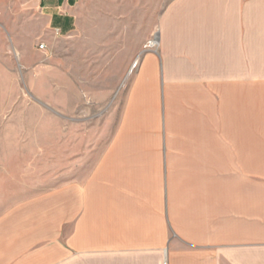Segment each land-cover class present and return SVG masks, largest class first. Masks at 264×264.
<instances>
[{
    "label": "crops",
    "instance_id": "crops-1",
    "mask_svg": "<svg viewBox=\"0 0 264 264\" xmlns=\"http://www.w3.org/2000/svg\"><path fill=\"white\" fill-rule=\"evenodd\" d=\"M84 2L0 0V22L69 59ZM158 25L92 183L60 200L59 264H264V2L177 0ZM109 49L127 67L115 93L134 52Z\"/></svg>",
    "mask_w": 264,
    "mask_h": 264
},
{
    "label": "rangeland",
    "instance_id": "rangeland-1",
    "mask_svg": "<svg viewBox=\"0 0 264 264\" xmlns=\"http://www.w3.org/2000/svg\"><path fill=\"white\" fill-rule=\"evenodd\" d=\"M174 1L85 0L82 53L69 59L59 41L47 58L39 52L43 39L31 42L28 31L8 32L0 22V264L39 259L46 251L59 264L60 200L67 189L92 183L145 47L157 42L160 19ZM11 9L0 5V11ZM124 42L132 45L134 59L114 93L127 67L116 64L121 55L109 45Z\"/></svg>",
    "mask_w": 264,
    "mask_h": 264
},
{
    "label": "built area",
    "instance_id": "built-area-1",
    "mask_svg": "<svg viewBox=\"0 0 264 264\" xmlns=\"http://www.w3.org/2000/svg\"><path fill=\"white\" fill-rule=\"evenodd\" d=\"M150 46L154 47V46H156V44L152 45V43H150ZM39 49L42 50V51L45 50V45H43V44L40 45Z\"/></svg>",
    "mask_w": 264,
    "mask_h": 264
},
{
    "label": "bare ground",
    "instance_id": "bare-ground-1",
    "mask_svg": "<svg viewBox=\"0 0 264 264\" xmlns=\"http://www.w3.org/2000/svg\"><path fill=\"white\" fill-rule=\"evenodd\" d=\"M151 43H152V45H154V44H156V41H152Z\"/></svg>",
    "mask_w": 264,
    "mask_h": 264
}]
</instances>
